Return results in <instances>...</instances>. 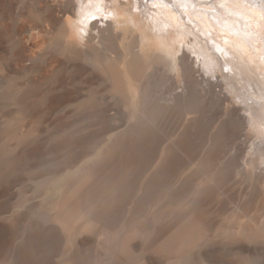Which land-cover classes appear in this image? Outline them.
Wrapping results in <instances>:
<instances>
[{
    "label": "bare ground",
    "instance_id": "1",
    "mask_svg": "<svg viewBox=\"0 0 264 264\" xmlns=\"http://www.w3.org/2000/svg\"><path fill=\"white\" fill-rule=\"evenodd\" d=\"M19 4L0 0V264H103L87 246L159 205L173 224L159 214L139 259L124 232L110 264H264V195L246 225L239 200L238 234L213 204L226 178L264 187V0ZM10 108L26 130L11 131ZM164 108L188 120L165 146ZM230 149L239 160L222 161Z\"/></svg>",
    "mask_w": 264,
    "mask_h": 264
},
{
    "label": "rangeland",
    "instance_id": "2",
    "mask_svg": "<svg viewBox=\"0 0 264 264\" xmlns=\"http://www.w3.org/2000/svg\"><path fill=\"white\" fill-rule=\"evenodd\" d=\"M12 2H14L15 3V5H18V7H20L21 6V4H19V2H20V0H11ZM19 1V2H18ZM112 1H114V0H108V3L109 4H111L112 3ZM145 3H149L150 5L152 4V0H143ZM173 2L174 1H179V0H172ZM219 0H215V2L217 3ZM113 3H115V2H113ZM176 3V2H175ZM20 5V6H19ZM16 8H17V6H16ZM187 21H189V20H187ZM192 27H193V25L192 24H190ZM6 27H7V30H8V33L11 35V30H9V26H8V24L6 25ZM54 31V30H53ZM7 33V32H6ZM7 33V34H8ZM55 33H56V31H55ZM216 36L218 37V39H220L221 38V42H223L224 41V35L223 34H221V33H219V34H216ZM7 38H9V35L7 36ZM5 40V39H4ZM130 44L131 45H133L131 42H130ZM208 44H209V46H212L213 45V43L211 42V41H209L208 42ZM217 53V52H216ZM223 62V61H222ZM225 62H223V64H224ZM196 67L198 68V64H196ZM226 67L224 66V70L226 71V69H225ZM256 70L258 71V72H263L264 71V68H261V69H259V68H257L256 67ZM239 86H241V85H239V83H238V87ZM157 87V86H156ZM155 87V88H156ZM154 88V89H155ZM159 88H161V87H159ZM159 88H156V90L157 89H159ZM240 88V87H239ZM218 89H220V88H218ZM241 89V88H240ZM161 90V89H160ZM158 91V90H157ZM160 92H162V90L160 91ZM235 104V103H234ZM236 106L235 105H233V104H231L230 106H229V108L232 110V109H234ZM164 110H166L163 114H162V120L160 121V124H159V126H160V129L159 130H162V131H164L165 132V134H164V136L162 137V139H161V141H160V144L161 145H163V146H165L166 144H169V143H171L172 141H174L176 138H178V136L184 131V126H186L187 125V116H184L183 118H182V116H179V114H175V112L174 111H172L171 109H165L164 108ZM213 111H217V110H213ZM14 111H13V109L12 108H10V109H8V113L10 114V116H9V120L10 121H13L12 122V127L10 128L11 129V131H18L19 129H22V130H26L27 128H25V127H28V123L27 122H29V120L30 119H28V120H25V119H23V118H25V116H23V115H21V114H17V113H13ZM254 112H256V111H254ZM216 112H214V114H215ZM165 114H166V116H165ZM217 115H218V111H217V113H216ZM215 114V116H217ZM168 116V117H167ZM173 116V117H172ZM19 117V118H18ZM21 117V118H20ZM168 119H167V118ZM170 117V118H169ZM188 117H190V116H188ZM192 117V116H191ZM164 118H166V119H164ZM23 119V120H22ZM190 119H192V118H189V120ZM224 119H226V120H229V117H225V115H223L222 116V118L221 119H219V116H218V119H216L215 120V123L213 124V126H212V129H211V131L212 132H214V133H218V129H220V125H221V121H223ZM20 120H22L21 122H19ZM25 120V121H24ZM187 120V121H186ZM220 120V121H219ZM16 122H17V124H16ZM21 125H20V124ZM25 123V125L23 126V124ZM180 123V124H179ZM162 124V125H161ZM16 125V126H15ZM157 129V128H156ZM155 129V132L157 133V135L159 134V132L160 131H158V130H156ZM167 131V132H166ZM169 132H171V133H169ZM249 128H247L246 129V131H245V133L246 134H248L247 135V138H249L248 140V146H250V144L252 145L253 143H256L255 141H257L258 139H259V137L258 136H256V134L255 133H253V132H251L250 133V135H249ZM261 137V136H260ZM258 138V139H257ZM245 139V136H244V138H243V140ZM257 139V140H256ZM258 141H261V139H259ZM232 153V154H231ZM233 153H234V150H229L228 151V154L227 155H225V158L226 159H224V158H222V161H226L227 160V162L228 161H230V160H232V161H236V159L237 160H239V158L236 156V153H234V155H233ZM232 155H233V157H234V160H233V157H232ZM245 155V156H244ZM244 155H242L243 156V159H246V157H247V155L246 154H244ZM228 157V158H227ZM203 159H204V156H202V152L200 151V153H199V156H198V158H197V161L198 162H202L203 161ZM224 159V160H223ZM135 172L133 171L132 172V174H134ZM240 180H237V179H235V178H226L225 180H224V182L221 184V186H222V189L221 190H219V191H216L215 193H214V199H213V204H215L216 203V207H214V209H215V211L216 210H218L219 208H221V209H219L220 210V212H221V215H222V217L223 218H221L220 217V219H223L222 220V225L220 226V225H218L217 226V228H220V229H222L223 228V230H225V229H228L229 230V232H232L233 231V229H234V231L236 230L237 231V234L239 233L238 231L239 230H237V226L239 227V225H241L240 224V221L238 220V219H236V217H235V207H236V205H237V203L239 202V200L242 198V196L243 197H245L244 195H246V194H248V195H246V201L247 200H249L250 201V204H251V201H253V203H252V205H250L249 204V211H248V214H247V216L244 218V219H242L244 222H245V225H246V222H248L249 220H250V218L256 213L255 211H257L256 209H258L260 206H261V203H262V197H263V195H264V187H261L260 189L262 190H260V189H257L256 190V188H251V186L247 183V182H239ZM246 184V185H245ZM248 184V185H247ZM31 194V193H30ZM260 195H262V196H260ZM30 196V195H29ZM249 196V197H248ZM254 198H255V200H254ZM260 199H261V201H260ZM34 201H37V200H34ZM34 201L32 200V201H29L28 202V204H34ZM260 201V202H259ZM227 202V203H226ZM236 202V203H235ZM256 202V203H255ZM56 203V200H53V202H51V205H54ZM222 203H223V205L224 204H226V207H224L223 205H222ZM218 204H220L219 206H218ZM254 204V205H253ZM260 205V206H259ZM159 206H162V205H159ZM159 206H156L155 208H154V210H153V213L150 215V214H145V215H139V216H137L136 218H134V220H133V218H132V216H131V214L129 215L128 214V211H123L122 213H121V215H120V217H119V220H118V222H116L115 224H114V230L113 231H107V232H104V234L103 235H99V236H97L96 237V241H95V243H92V244H89V246H87V248H88V250L86 251V258L88 259V261L89 262H91V263H96V261L97 262H101V260H103L101 263H103V264H107L108 262V264H110V262H116V263H118L119 262V260L121 259V256L122 255H120L121 254V249H119V247H120V245H121V243L123 242L122 240L125 238L124 236H122V235H124V232H125V234L126 233H129V235H131V240L133 241V242H135L136 244H138L139 245V250H137V252H136V254H135V257H136V255H137V257H136V259H139L140 257H142V255H143V253H144V248L146 247V246H148V244L153 240V238L156 236V234H157V232H158V229L160 228L159 226H161V227H163V226H169V224L171 225V224H173V222H174V219L176 218V214H177V212L175 213L170 207H168V208H170V209H167V207H165V208H163V209H161V210H157L156 208L157 207H159ZM219 207V208H218ZM222 207H223V211H222ZM257 207V208H256ZM216 208H218V209H216ZM175 209H177V208H175ZM233 209V210H232ZM177 210H181L179 207H178V209ZM163 211V212H162ZM172 211V212H171ZM253 212H254V214H253ZM156 213V214H155ZM169 213V214H168ZM159 214H160V219H159ZM225 214V215H224ZM253 214V215H252ZM221 215H219V212H217L216 213V216H221ZM158 216V217H157ZM157 218V219H156ZM159 219V220H158ZM162 219V220H161ZM245 219H246V221H245ZM130 220L132 221V223H131V225H129V223H130ZM157 220L158 221H160L159 223H162L161 225L157 222ZM163 223H165V224H163ZM167 224V225H166ZM239 224V225H238ZM245 225H242L243 227L245 226ZM223 226V227H222ZM245 228V227H244ZM132 230V231H131ZM140 231L141 233H140V235H136V232L137 231ZM118 231V232H117ZM127 231V232H126ZM233 231V234H236L235 232ZM121 232H123V234H121ZM114 236H113V235ZM117 234H118V236H117ZM121 234V235H120ZM134 234H135V236H134ZM90 235V234H89ZM111 235V236H110ZM120 235V236H119ZM91 236V235H90ZM123 237V239H122V237ZM111 238V237H113V239H114V242H115V244L113 245V243H112V241H111V239H108V238ZM118 237V238H117ZM133 237H135V238H133ZM106 238V239H105ZM117 239V240H116ZM122 239V240H121ZM99 241H102L103 243L104 242H106L105 243V245H103V244H101V243H99ZM119 242V244L117 245L118 246V249H117V246H116V243H118ZM246 243H248V242H246ZM98 244H101V246H99ZM112 245V247H110ZM110 249V251H109V253H108V250L106 249L107 247ZM250 246H252L251 244H250ZM98 247H100V248H98ZM102 247H104L103 249H101ZM115 249V251L114 252H112L113 250ZM105 250H106V252H105ZM100 251V252H99ZM103 251V252H102ZM117 251V252H116ZM116 252V253H115ZM101 253H103L102 255H101ZM104 253L106 254V255H104ZM118 253V254H117ZM108 254V255H107ZM115 254V255H114ZM111 255V256H110ZM118 255V257H116ZM103 256H105V257H103ZM114 256H115V258L117 259H113L114 258ZM113 257V258H112ZM102 258V259H101ZM108 259V260H107ZM111 259V260H110ZM113 259V260H112ZM108 261V262H107ZM104 262H107V263H104ZM125 264V263H124Z\"/></svg>",
    "mask_w": 264,
    "mask_h": 264
},
{
    "label": "snow or ice",
    "instance_id": "3",
    "mask_svg": "<svg viewBox=\"0 0 264 264\" xmlns=\"http://www.w3.org/2000/svg\"><path fill=\"white\" fill-rule=\"evenodd\" d=\"M238 3H247L251 6H255L256 0H237ZM262 11H264V6L261 8Z\"/></svg>",
    "mask_w": 264,
    "mask_h": 264
}]
</instances>
